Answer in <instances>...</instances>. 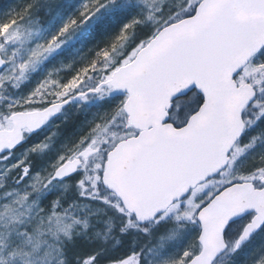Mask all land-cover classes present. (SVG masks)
<instances>
[{"label":"snow or ice","instance_id":"6c2138e0","mask_svg":"<svg viewBox=\"0 0 264 264\" xmlns=\"http://www.w3.org/2000/svg\"><path fill=\"white\" fill-rule=\"evenodd\" d=\"M34 2L0 21V264H264V0H85L46 41ZM105 7L136 15L23 92ZM90 94L54 157L27 143Z\"/></svg>","mask_w":264,"mask_h":264},{"label":"rangeland","instance_id":"374dc122","mask_svg":"<svg viewBox=\"0 0 264 264\" xmlns=\"http://www.w3.org/2000/svg\"><path fill=\"white\" fill-rule=\"evenodd\" d=\"M30 0H0V21L7 19L12 11L24 8ZM85 0H35L31 14L40 17V33L37 40L46 41L56 34L72 17L78 16ZM136 10L116 11L105 7L90 19L78 24L69 33L61 37L64 42L51 54L47 55L37 66L30 78L22 85L23 92L29 91L49 70L58 69V74L67 79L72 72L90 57L96 48L104 46L114 37L122 25L127 23ZM35 42V41H34ZM71 63L70 69L61 65ZM118 99V97H117ZM116 100L112 95H89L64 110V112L46 126L41 132L33 134L27 143L33 144L55 131L53 144L48 155L53 156L65 142L74 141L87 131L89 122L113 107ZM19 154V153H18Z\"/></svg>","mask_w":264,"mask_h":264},{"label":"water","instance_id":"95a60500","mask_svg":"<svg viewBox=\"0 0 264 264\" xmlns=\"http://www.w3.org/2000/svg\"><path fill=\"white\" fill-rule=\"evenodd\" d=\"M78 100H79L78 97H74L73 101L70 102L69 104L65 105V106L61 109L60 112L55 113V114H53L51 117H49V119L45 122V124H44L39 130H37V132H39L42 128H44V127H45L48 123H50L53 119H55V118H57L58 116H60V115L62 114L64 108H66L67 106H69V105H71V104L76 103ZM37 132H36V133H37Z\"/></svg>","mask_w":264,"mask_h":264}]
</instances>
